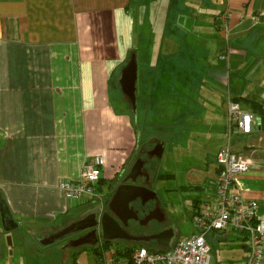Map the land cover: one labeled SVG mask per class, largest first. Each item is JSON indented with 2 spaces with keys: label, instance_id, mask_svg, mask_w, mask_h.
I'll use <instances>...</instances> for the list:
<instances>
[{
  "label": "crops",
  "instance_id": "1",
  "mask_svg": "<svg viewBox=\"0 0 264 264\" xmlns=\"http://www.w3.org/2000/svg\"><path fill=\"white\" fill-rule=\"evenodd\" d=\"M224 11L227 31L220 24ZM130 53L137 55L139 117L123 107L130 101L119 82ZM234 99L255 117L251 134L232 137L233 148L254 160L235 189L256 200L264 217V127L245 104L264 105V0H0V264H15L8 256L12 245L22 246L21 233L58 241L71 225L62 219L77 204L93 202L97 211L108 205L120 178L145 149L162 141L145 147L141 125H208L221 133L219 150L225 147L228 102ZM95 155L104 158L98 187L106 184L108 190L82 201L67 199L60 181L78 180L84 161ZM156 159L148 164L153 187L175 176L156 172ZM185 173L190 192L202 196L193 201V218L215 195L217 157ZM151 202L141 225L129 218L136 226L130 235L118 233L120 219L110 208L104 213L109 232L103 223L98 245L110 246L103 255L111 246L167 250L188 235L165 222ZM156 209L159 218L148 219ZM207 240L211 264L246 263L245 233L212 231ZM86 247L92 245L68 253ZM82 253L78 263L88 264Z\"/></svg>",
  "mask_w": 264,
  "mask_h": 264
},
{
  "label": "built area",
  "instance_id": "2",
  "mask_svg": "<svg viewBox=\"0 0 264 264\" xmlns=\"http://www.w3.org/2000/svg\"><path fill=\"white\" fill-rule=\"evenodd\" d=\"M221 26L228 30L229 11L221 15ZM227 145L217 153L218 176L213 199L193 216L195 231L179 237L167 250L111 246L106 255H99L98 264H211V246L207 234L234 230L247 235L249 254L245 264L264 263V217L258 215V202L245 200L235 189L237 179L254 165L252 157L231 145L236 134H251L255 117L235 100H229ZM104 158L95 155L84 161L78 180H61L59 189L71 201L94 197L102 179ZM129 249L132 252H129Z\"/></svg>",
  "mask_w": 264,
  "mask_h": 264
},
{
  "label": "rangeland",
  "instance_id": "3",
  "mask_svg": "<svg viewBox=\"0 0 264 264\" xmlns=\"http://www.w3.org/2000/svg\"><path fill=\"white\" fill-rule=\"evenodd\" d=\"M157 20L158 36H161L162 19L158 18ZM122 99L126 101L124 96H122ZM123 107L128 112H131L130 102L129 104L128 102L127 104L123 102ZM139 121L142 123V118H139L138 123ZM157 122L152 123V125L146 124L140 126L143 136L142 141L145 142V147L152 146L154 144L153 140L156 138L166 143L163 157L154 160L153 163L156 165V172L163 173L170 171L175 175L174 179L169 178L167 181L155 182L153 188L158 193V206L161 214L164 215L165 222L179 229L181 234H191L195 230L192 218L193 201L199 197L202 198V196L197 190L190 192L189 186H186L189 177L185 171L190 165L199 164L201 161L213 160L215 162L219 150L221 133L213 129L210 130L207 127L208 125L203 124L196 125L192 129L177 128L174 130L171 126H162L161 123ZM105 187L106 184L104 188L102 185V190L98 187L96 193L103 196V193L108 190ZM95 205L97 204L90 201L86 204H77V209H74L72 213H67L62 220L65 219L70 224L76 222L82 225L91 224L94 221L89 222V220L93 219V214L98 209ZM94 217H96V214ZM58 223L60 222L58 221ZM56 229H50L49 231L55 233ZM73 232L78 231L73 230L68 232L64 234L65 237L62 239L51 243H47L50 237L44 239L39 238V234L21 233L22 239L20 241L22 246L19 247L18 243L15 246L12 245L10 249L12 254L9 251L8 258L12 259L15 264H70L71 257L68 251L70 252L73 249L72 247L66 248L65 246L70 241L67 235ZM98 232L102 235L103 229H100ZM12 233L16 234V232ZM75 249L77 250V248ZM83 253L81 258L83 259V256L86 255L88 264H97L96 254L92 248H84Z\"/></svg>",
  "mask_w": 264,
  "mask_h": 264
},
{
  "label": "water",
  "instance_id": "4",
  "mask_svg": "<svg viewBox=\"0 0 264 264\" xmlns=\"http://www.w3.org/2000/svg\"><path fill=\"white\" fill-rule=\"evenodd\" d=\"M137 78H138V63H137V55L136 53H131L130 59L126 66L122 68L121 71V77L119 79V82L121 84V88L123 93L128 97L131 108L133 112L137 113ZM165 150V142L160 141L158 142L152 149L147 151V157L145 159L138 158L132 168L130 169L128 175L125 178V181L130 180V183L122 182L118 185L110 203L109 208L117 215V217L120 220H123L126 222L129 218H135L138 219V215L136 214V211L134 208L131 207V203L133 201H136L138 199H141L143 203H146L148 200L155 198L157 196V193L152 190L150 187L145 185H139L136 183L138 177L146 175L143 172V167L147 163L149 159H152L154 157L161 158L163 156ZM156 212L158 210L152 211L148 215V219L158 217L156 215ZM127 218L124 217L127 215ZM4 215V213H3ZM159 218V217H158ZM104 223V229L106 232L107 225L105 224V214L103 218ZM76 223L71 224L67 229H65L63 232L60 233V235L71 232L73 230L78 231L80 229H86L88 227L97 226V221L88 224V225H81L75 228L74 225ZM59 234H56L54 238L58 237ZM51 240L50 242H52ZM8 242L10 245H12L11 237H8ZM99 242V237L97 233V229L94 228L92 231L87 233L86 235H83L79 238H73L70 239L69 243L65 247H80L84 245H96Z\"/></svg>",
  "mask_w": 264,
  "mask_h": 264
},
{
  "label": "flooded vegetation",
  "instance_id": "5",
  "mask_svg": "<svg viewBox=\"0 0 264 264\" xmlns=\"http://www.w3.org/2000/svg\"><path fill=\"white\" fill-rule=\"evenodd\" d=\"M157 141H155L154 142V144L156 143ZM147 150L148 149H145L144 150V152H143V154H142V157H140V158H142V159H145L146 157H147ZM153 159V158H152ZM149 160H151V159H149ZM149 160L147 161V163L145 164V166H144V168H145V170L146 171H144L145 172V174L146 175H143V176H140L138 179H137V181H136V183L137 184H139V185H145V186H148V187H150L151 189H154L153 188V185H152V179H151V176H150V169L148 168V164H149ZM125 175L122 177V178H120V182H119V184L120 183H122L123 181L124 182H126V183H130L131 181L129 180V181H125ZM114 195V194H113ZM108 196V195H107ZM106 196V197H107ZM113 197V196H112ZM154 200V199H153ZM153 200H149V201H147L146 203H143L142 202V200L141 199H138V200H136V201H133L130 205H131V207L132 208H134V210L136 211V214L139 216V218L137 219V222L140 224V222H141V218H144V216L145 215H147V213L151 210L150 209V206H149V204H150V202L151 201H153ZM110 201H111V199H110ZM110 201L108 202V205H105L104 204V206L102 205V208L100 209V210H98L95 214H96V217H94V215H93V219H90L89 220V222H92V221H97V226H92V227H88V228H86V229H82V230H78V232H73V233H71V234H68V236L70 237V236H74V237H71L70 239H73V238H79V237H82L83 235H86L87 233H89L90 231H92V229H94V228H96L97 229V233H98V237H99V242H98V244H100V243H103V235H100L99 234V230H100V228L101 229H103V214L105 213V212H110V210H109V203H110ZM151 203H154V207H157L158 206V203H159V201H158V198L156 197L155 198V202H151ZM111 213V212H110ZM127 216H128V214L127 215H125L124 217H126L127 218ZM116 217V216H115ZM108 218V217H107ZM116 219H117V217H116ZM118 220V219H117ZM119 221V224H120V226H121V228H122V230L121 229H119V231H118V233L120 234V233H122V231L124 232V233H127V234H129L128 232H134V231H136L135 230V228H136V226H134L135 224V222H134V220L133 219H129V220H127L126 222H124L123 220H118ZM136 222V223H137ZM82 225V224H81ZM137 225V224H136ZM141 225V224H140ZM75 226V228H77L78 226H80V224L79 223H77L76 225H74ZM115 229V228H114ZM116 230V229H115ZM117 231V230H116ZM108 232H109V230H108ZM130 235V234H129ZM98 244H96V245H98ZM84 246H91V245H84ZM132 246H135L134 244H132ZM78 248V247H77Z\"/></svg>",
  "mask_w": 264,
  "mask_h": 264
},
{
  "label": "trees",
  "instance_id": "6",
  "mask_svg": "<svg viewBox=\"0 0 264 264\" xmlns=\"http://www.w3.org/2000/svg\"><path fill=\"white\" fill-rule=\"evenodd\" d=\"M130 55L131 53L129 54L128 56V61L130 59ZM235 101H238L240 99H234ZM239 102V101H238ZM245 104H248V105H251L252 109H253V112H255V114H257V116L260 118V121H261V126L264 127V105L257 102V101H251V100H246L245 101ZM137 112H138V108H137ZM131 117H135L136 115L138 116V113H134L132 108H131V112L129 114ZM170 176V175H169ZM102 182V179L100 180V183ZM105 246V247H104ZM103 246H99V245H95V246H92V248L94 249V251L100 255L103 253V250L108 248L110 246V243H105ZM131 250L133 249H129V252H132ZM83 252L82 249H78V250H74L73 253L71 254V264H79L78 263V258H79V255Z\"/></svg>",
  "mask_w": 264,
  "mask_h": 264
}]
</instances>
